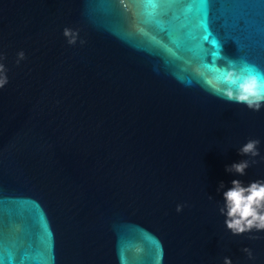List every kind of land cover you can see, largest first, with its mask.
Masks as SVG:
<instances>
[{
  "label": "water",
  "instance_id": "obj_1",
  "mask_svg": "<svg viewBox=\"0 0 264 264\" xmlns=\"http://www.w3.org/2000/svg\"><path fill=\"white\" fill-rule=\"evenodd\" d=\"M0 53V264H264L219 212L264 108L213 94L264 72V0H0Z\"/></svg>",
  "mask_w": 264,
  "mask_h": 264
},
{
  "label": "clouds",
  "instance_id": "obj_2",
  "mask_svg": "<svg viewBox=\"0 0 264 264\" xmlns=\"http://www.w3.org/2000/svg\"><path fill=\"white\" fill-rule=\"evenodd\" d=\"M63 34L70 45L77 43L78 31L65 28ZM5 59L3 53H0V88H4L9 82L7 69L3 63ZM24 59L25 53L20 51L17 54V64ZM221 69L223 74L220 82L214 86V95L226 102L246 105L253 111H260L264 108V72L247 62H244L240 68L225 67ZM259 144L260 140L250 139L239 149V153L253 159L233 163L226 168V171L240 176L246 175V170L252 164L259 162L255 159L260 156ZM261 160H264V157H261ZM231 183L232 187L223 191L224 205L219 209L220 214L226 217L227 229L233 235L264 231V179L252 181L247 186L239 179H235ZM224 187L221 182L217 191L223 190ZM183 208L184 205H177L176 210L181 212ZM249 239L256 240L260 237L250 236ZM243 251L249 259H254L251 248L245 247ZM223 264H233V261L230 257H225Z\"/></svg>",
  "mask_w": 264,
  "mask_h": 264
},
{
  "label": "snow or ice",
  "instance_id": "obj_3",
  "mask_svg": "<svg viewBox=\"0 0 264 264\" xmlns=\"http://www.w3.org/2000/svg\"><path fill=\"white\" fill-rule=\"evenodd\" d=\"M201 19H203V17H201ZM205 33H206V31H205ZM204 38H205V39H209V38L207 37V35H205ZM209 42H210V43H215L216 41H212V40L209 39Z\"/></svg>",
  "mask_w": 264,
  "mask_h": 264
}]
</instances>
